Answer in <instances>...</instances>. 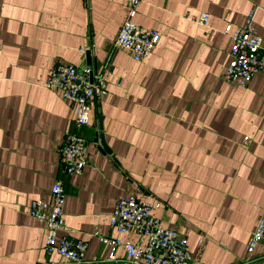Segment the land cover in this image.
Masks as SVG:
<instances>
[{"label":"crops","instance_id":"0c3cea01","mask_svg":"<svg viewBox=\"0 0 264 264\" xmlns=\"http://www.w3.org/2000/svg\"><path fill=\"white\" fill-rule=\"evenodd\" d=\"M127 9L128 0H0V264H127L124 248L110 258L101 238L118 234L111 213L130 194L161 202L153 213L187 237L195 264H264V242L248 250L264 215V74L245 86L225 78V28L253 11L264 37V0H142L136 20L160 40L140 61L115 45ZM57 62L108 72L78 129L89 153L81 173H66L60 157L75 105L44 86ZM58 179L66 220L88 241L81 262L48 255L45 224L28 211Z\"/></svg>","mask_w":264,"mask_h":264},{"label":"built area","instance_id":"2783aa9c","mask_svg":"<svg viewBox=\"0 0 264 264\" xmlns=\"http://www.w3.org/2000/svg\"><path fill=\"white\" fill-rule=\"evenodd\" d=\"M142 0H128L126 17L117 34L115 45L127 49L136 60L149 55L160 40L156 29L142 25L136 20ZM254 12L246 15V24L234 27L228 24L225 31L232 37L230 60L225 78L242 86L247 85L257 74H264V37L253 23ZM209 13L203 12L200 24L206 25ZM91 45L83 47V50ZM107 68L78 65L73 62H57L51 67L44 80V86L58 91L75 105V129L68 132L60 147L64 171L68 174L81 173L89 163L87 139L78 131L89 124L90 111L95 97L107 92ZM51 199L34 198L29 213L45 224L44 250L48 255L59 254L68 261L81 262L86 257L88 241L75 235L65 217L63 205L66 197L62 180H56L51 187ZM160 201L140 199L130 194L118 199L111 213L110 222L118 234L102 236L109 245V257H115V249L122 246L127 264H195L187 237L174 227L165 225L153 213ZM131 236H137L133 240ZM204 236L199 238L202 243ZM264 242V215L251 233L248 250ZM54 263L53 260L39 264Z\"/></svg>","mask_w":264,"mask_h":264},{"label":"water","instance_id":"95a60500","mask_svg":"<svg viewBox=\"0 0 264 264\" xmlns=\"http://www.w3.org/2000/svg\"><path fill=\"white\" fill-rule=\"evenodd\" d=\"M86 54H87L88 62H90V60H91V51H90V50H87V51H86ZM100 137H101V142H102L103 144H105V139H104L103 134H101Z\"/></svg>","mask_w":264,"mask_h":264}]
</instances>
